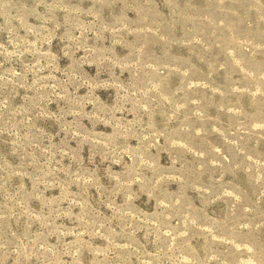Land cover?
<instances>
[{
  "label": "rangeland",
  "instance_id": "374dc122",
  "mask_svg": "<svg viewBox=\"0 0 264 264\" xmlns=\"http://www.w3.org/2000/svg\"><path fill=\"white\" fill-rule=\"evenodd\" d=\"M0 264H264V0H0Z\"/></svg>",
  "mask_w": 264,
  "mask_h": 264
}]
</instances>
